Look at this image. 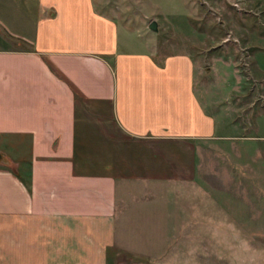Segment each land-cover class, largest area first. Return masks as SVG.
Wrapping results in <instances>:
<instances>
[{"label": "crops", "instance_id": "crops-1", "mask_svg": "<svg viewBox=\"0 0 264 264\" xmlns=\"http://www.w3.org/2000/svg\"><path fill=\"white\" fill-rule=\"evenodd\" d=\"M34 8L29 34L7 29L27 48L0 42V152L14 166L0 164V264H106L120 207L146 211V183H191L192 141L216 135L215 117L189 54L156 53L147 33L146 48L122 47L134 31L93 0ZM103 134L122 146L102 149Z\"/></svg>", "mask_w": 264, "mask_h": 264}, {"label": "rangeland", "instance_id": "rangeland-1", "mask_svg": "<svg viewBox=\"0 0 264 264\" xmlns=\"http://www.w3.org/2000/svg\"><path fill=\"white\" fill-rule=\"evenodd\" d=\"M93 3L136 32L120 30L129 40L122 47L150 42L156 53L195 60L199 96L217 128L214 137L192 141L191 183H146V211L120 207L106 264H264V0ZM34 16V0H0V42L26 49L7 29L29 34ZM151 20L156 31L147 27ZM86 116L95 125L94 113ZM103 138L102 149L122 146ZM0 164L14 168L2 152Z\"/></svg>", "mask_w": 264, "mask_h": 264}, {"label": "trees", "instance_id": "trees-1", "mask_svg": "<svg viewBox=\"0 0 264 264\" xmlns=\"http://www.w3.org/2000/svg\"><path fill=\"white\" fill-rule=\"evenodd\" d=\"M49 69L58 77H60L59 73L52 67V65L50 63H47ZM74 94V99L78 97L77 93L75 91H73Z\"/></svg>", "mask_w": 264, "mask_h": 264}, {"label": "water", "instance_id": "water-1", "mask_svg": "<svg viewBox=\"0 0 264 264\" xmlns=\"http://www.w3.org/2000/svg\"><path fill=\"white\" fill-rule=\"evenodd\" d=\"M147 27L152 30V31H156L157 27H156V22L154 20H151L148 24Z\"/></svg>", "mask_w": 264, "mask_h": 264}]
</instances>
